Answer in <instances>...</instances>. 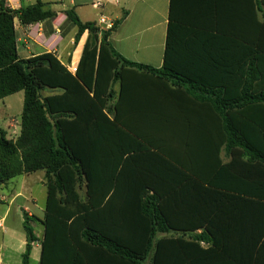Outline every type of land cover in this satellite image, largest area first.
<instances>
[{"label": "trees", "instance_id": "1", "mask_svg": "<svg viewBox=\"0 0 264 264\" xmlns=\"http://www.w3.org/2000/svg\"><path fill=\"white\" fill-rule=\"evenodd\" d=\"M53 15L39 1L12 10L0 0V100L24 95L17 139L0 130V186L44 172L38 264H246L225 254L221 224L235 226L239 240L247 225L250 263L264 264V0H170L160 69L112 49L107 38L120 21L101 31L72 9L65 15L75 40L90 37L74 73L50 53L20 59L14 20L28 26ZM127 70L184 88L213 115L216 171L188 212L178 197L179 162L163 158L160 145L138 136L158 152L151 166L129 167V152L140 147L119 119ZM30 253L27 244L22 264Z\"/></svg>", "mask_w": 264, "mask_h": 264}, {"label": "crops", "instance_id": "2", "mask_svg": "<svg viewBox=\"0 0 264 264\" xmlns=\"http://www.w3.org/2000/svg\"><path fill=\"white\" fill-rule=\"evenodd\" d=\"M5 1L6 6L12 10L31 6L39 1L43 4L44 11L54 14L49 19L28 26L21 25L18 19L14 20L16 50L20 59L27 60L50 53L68 71L74 73L90 37L85 31L75 40L77 27L69 22L65 15V11L72 9L81 23H94L101 31L105 29L99 24L100 18H105L112 24L120 21L107 41L112 49L125 60L154 69H160L163 65L170 0ZM99 43L100 35L98 34ZM124 75L128 87L119 106V119L125 126L126 133L136 142L133 146L140 147L138 151L129 152V155L133 157L129 167L134 170L143 166L148 167L150 165L148 162L151 160L150 154L158 152L155 147L147 146L143 139L160 145L163 158L169 161L170 157H173V161L170 159L171 162L176 160L179 162L178 167L182 173L178 197L189 202L185 204L186 212H188L190 203L196 206L200 194L203 196L205 193L203 188H209L208 183L212 181L215 170L212 162L219 155L217 144L213 143V141L216 143L213 115L203 108V103L194 99L184 88L177 89L170 83L139 71L127 70ZM113 89L118 93L120 84H114ZM50 94L52 93L49 91L44 92L46 96ZM5 99L7 97L1 101ZM0 130L5 132L7 139L15 141L20 134V118L9 117L6 127ZM175 132L177 139L174 137ZM131 138L128 136L125 139ZM164 152L169 154V157ZM220 158L222 163L229 161L224 152L220 153ZM37 174L40 175L39 178L44 184V172L24 176L30 177ZM138 174L146 179L153 177L152 171L150 173L138 171ZM133 176L134 173L131 174V177ZM10 181L0 187H7ZM20 195V192L11 194L8 209L0 218V264H22V255L26 252L28 244L26 230H24L25 233L22 232L16 222L6 225L10 207ZM21 210L27 213V221L35 218L26 208ZM42 219H38L41 232L34 233L32 230L36 241L30 243L29 264L39 262L40 243L43 237ZM221 225L223 227H219L216 237L219 238V244L223 245L225 254L235 263L241 261L251 264L250 249L248 241L245 240L248 236L246 229L249 227L245 224L241 226L243 233H241L242 240H239L232 239L236 234L235 226ZM26 226L30 227V224ZM201 230L186 233V235L200 234ZM200 246L205 248L208 243H200Z\"/></svg>", "mask_w": 264, "mask_h": 264}, {"label": "rangeland", "instance_id": "3", "mask_svg": "<svg viewBox=\"0 0 264 264\" xmlns=\"http://www.w3.org/2000/svg\"><path fill=\"white\" fill-rule=\"evenodd\" d=\"M22 103V92L9 96L4 101L0 100V129L6 127L9 117L20 118ZM39 176V174L30 177L20 175L12 179L7 187H0V218L3 217L8 209L11 194L21 193L12 207H10V215L6 219V225L16 222L22 232H24V227L30 224L34 233L41 232L38 219L43 218L46 188ZM21 208H26L35 218H30L29 221L25 220L27 213L23 212ZM28 239L29 237L27 242Z\"/></svg>", "mask_w": 264, "mask_h": 264}, {"label": "built area", "instance_id": "4", "mask_svg": "<svg viewBox=\"0 0 264 264\" xmlns=\"http://www.w3.org/2000/svg\"><path fill=\"white\" fill-rule=\"evenodd\" d=\"M99 24L103 25L105 30L110 29L112 27V25H113L112 22L106 20L105 18H100Z\"/></svg>", "mask_w": 264, "mask_h": 264}, {"label": "water", "instance_id": "5", "mask_svg": "<svg viewBox=\"0 0 264 264\" xmlns=\"http://www.w3.org/2000/svg\"><path fill=\"white\" fill-rule=\"evenodd\" d=\"M27 219V217L25 216V220ZM28 244H30L31 243V240L30 239H28V242H27Z\"/></svg>", "mask_w": 264, "mask_h": 264}]
</instances>
